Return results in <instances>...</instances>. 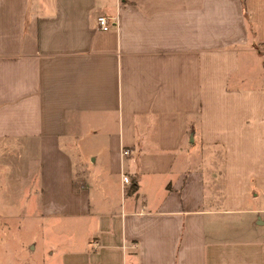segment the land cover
Here are the masks:
<instances>
[{
    "label": "crops",
    "instance_id": "crops-1",
    "mask_svg": "<svg viewBox=\"0 0 264 264\" xmlns=\"http://www.w3.org/2000/svg\"><path fill=\"white\" fill-rule=\"evenodd\" d=\"M0 264H264V0H0Z\"/></svg>",
    "mask_w": 264,
    "mask_h": 264
},
{
    "label": "rangeland",
    "instance_id": "rangeland-1",
    "mask_svg": "<svg viewBox=\"0 0 264 264\" xmlns=\"http://www.w3.org/2000/svg\"><path fill=\"white\" fill-rule=\"evenodd\" d=\"M80 152H82L80 149H79ZM14 233H11V235L13 236L14 240H18V243L20 242L21 244H18L19 245V257L24 259V260H28L27 257H29V250H28V243H29V239L32 237L33 238V235H31V237H29L26 233H21V234H18L16 233V231H14ZM15 244V243H14Z\"/></svg>",
    "mask_w": 264,
    "mask_h": 264
},
{
    "label": "built area",
    "instance_id": "built-area-1",
    "mask_svg": "<svg viewBox=\"0 0 264 264\" xmlns=\"http://www.w3.org/2000/svg\"><path fill=\"white\" fill-rule=\"evenodd\" d=\"M114 21L116 22V19H114ZM110 26H111V24H110L109 19L107 17L100 16L97 18V29L99 31L106 32L110 29ZM122 155L124 157H126L128 155V151H123ZM123 183L124 184L130 183V180L128 179V177L123 176Z\"/></svg>",
    "mask_w": 264,
    "mask_h": 264
}]
</instances>
